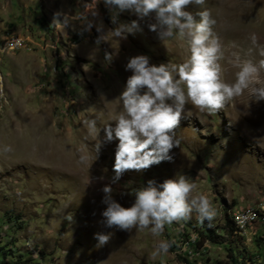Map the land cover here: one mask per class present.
Masks as SVG:
<instances>
[{"label": "rangeland", "instance_id": "obj_1", "mask_svg": "<svg viewBox=\"0 0 264 264\" xmlns=\"http://www.w3.org/2000/svg\"><path fill=\"white\" fill-rule=\"evenodd\" d=\"M204 8L216 20L213 30L224 45L221 79L231 83L238 70L230 62L231 52L238 50L232 42L242 58H261L255 49L250 57L245 51L253 32L264 45V0L188 6L193 12ZM57 11L78 14L80 6L77 0H0V48L14 38L21 41L18 50L0 51V149L12 148L0 150V226L10 223L12 248L4 253L21 264H264V219L245 238L226 232V214L231 218L238 209L264 202V101L253 102L247 90L212 113L186 104L172 159L140 173L126 172L113 185L114 198L129 207L134 190L148 179L161 182L183 174L195 184L189 199L207 194L216 218L201 223L193 211L188 219L164 225L159 236L97 223L103 207L99 189L112 174L114 145L103 148L99 160L90 159L95 137L83 122L92 117L98 127L114 122L117 97L130 75L123 67L129 56L146 54L155 64H178L187 59L188 48L175 32L160 41L148 30L153 21L147 18L139 21L141 33L121 41L108 35L95 45V27L83 35L64 30L52 24ZM97 11L96 22L105 30L113 27L102 3ZM118 19L136 17L125 13ZM104 51L113 52L111 63L103 60ZM259 80L264 86V69ZM103 168L108 172L99 182L95 177ZM207 230L215 232L214 242L205 240ZM99 231L114 233L104 246L93 238ZM192 238L198 241L189 251L185 246ZM161 240L171 246L153 257Z\"/></svg>", "mask_w": 264, "mask_h": 264}, {"label": "clouds", "instance_id": "obj_2", "mask_svg": "<svg viewBox=\"0 0 264 264\" xmlns=\"http://www.w3.org/2000/svg\"><path fill=\"white\" fill-rule=\"evenodd\" d=\"M80 6L78 14L57 11L52 24L62 29H72L78 35L97 32L95 45H100L110 35L116 40H125L129 35L141 33L139 21L149 19L150 32L156 33L160 41L177 36L184 37L187 43V59L178 64L150 61L146 54L129 56L124 71L130 73L124 81L117 99L119 111L114 122L98 127L97 118H87L83 123L87 134L95 137L89 158L99 160L103 148L114 145L111 176L102 183L100 204L103 206L97 221L103 229L128 231L147 229L153 236H159L164 225L173 221L190 218L193 211L199 222H211L218 211L207 194H200L190 200L189 193L195 184L183 174L157 182L148 179L144 186L134 190V199L129 207H124L114 198L113 185L122 175L132 171L136 173L151 166L172 159L171 150L179 144L175 129L180 123L185 105L191 103L201 111L209 113L224 107L225 101L241 96L246 90L253 102L264 101V86H261L259 72L264 69V45L257 43L256 34L250 33L251 47L245 52L251 56L253 49L260 59L242 58L239 46L231 52V63L238 70L234 80L229 83L221 79L220 60L224 59V45L214 32L216 20L207 8L189 11L188 6H203L205 0H77ZM103 4L111 14L113 27L105 30L102 23L96 22L97 5ZM127 13L136 19L121 21L118 19ZM77 22V23H74ZM13 42L0 48L4 51ZM19 43V41H14ZM113 52L104 51L103 60L111 63ZM102 133V135H101ZM85 136V139L88 138ZM4 153L12 151L10 145H3ZM84 156L80 157L83 161ZM102 175L95 177L99 182L105 179L107 168L101 169ZM123 195V193H121ZM248 216H238L243 223ZM113 231H99L93 234L97 246H104L113 236ZM171 243L161 240L151 255L166 254Z\"/></svg>", "mask_w": 264, "mask_h": 264}, {"label": "built area", "instance_id": "obj_3", "mask_svg": "<svg viewBox=\"0 0 264 264\" xmlns=\"http://www.w3.org/2000/svg\"><path fill=\"white\" fill-rule=\"evenodd\" d=\"M17 38H14L13 40L9 42H13L12 46L9 47L11 50H18L19 47L21 46V41L19 43H14V41H17ZM8 42V43H9ZM6 43V44H8ZM248 216V219L244 221L243 223L238 222L237 217L238 216ZM232 221H233V226L235 228L234 235L237 237H247L248 234H251L252 228L255 224H257L261 219H264V202L260 203L259 205H254V206H249L244 209H238L236 210L232 215H231ZM10 223L6 222L3 223L0 226V248H3L2 251L0 252V256H2V260H0V264H15L18 262L15 260H12L10 255L7 253H4L5 251L11 250L12 248H9L11 245L10 242V237L8 236V225ZM184 233V231H182ZM198 239L197 238H192L189 243L185 247H190V249H193V247H196ZM189 251H184L190 255ZM185 254V253H184Z\"/></svg>", "mask_w": 264, "mask_h": 264}, {"label": "trees", "instance_id": "obj_4", "mask_svg": "<svg viewBox=\"0 0 264 264\" xmlns=\"http://www.w3.org/2000/svg\"><path fill=\"white\" fill-rule=\"evenodd\" d=\"M226 217H227V229H226V232L228 233L229 231H230V233H233L234 234V232H235V228H234V226H233V221H232V218H229V215L228 214H226ZM10 219H12V218H9V221H10ZM16 220H18L17 218H16ZM207 233H209L207 236H205V240L206 241H211V242H214V240H215V232L214 231H212V230H207ZM202 239L200 238V241H199V243H198V245H200V244H202L203 242L201 241ZM174 247V246H173ZM42 255V254H41ZM42 256H44V255H42ZM185 262H187V260L185 261ZM22 262H21V260H19L17 263H15V264H21Z\"/></svg>", "mask_w": 264, "mask_h": 264}, {"label": "bare ground", "instance_id": "obj_5", "mask_svg": "<svg viewBox=\"0 0 264 264\" xmlns=\"http://www.w3.org/2000/svg\"><path fill=\"white\" fill-rule=\"evenodd\" d=\"M229 79H234L233 77H229ZM229 79H228V81H229ZM85 157V156H84ZM86 162V161H85ZM89 162V161H88ZM86 164V163H85Z\"/></svg>", "mask_w": 264, "mask_h": 264}]
</instances>
